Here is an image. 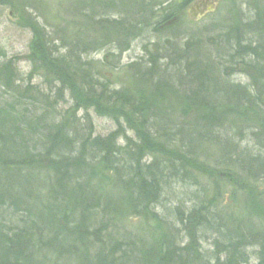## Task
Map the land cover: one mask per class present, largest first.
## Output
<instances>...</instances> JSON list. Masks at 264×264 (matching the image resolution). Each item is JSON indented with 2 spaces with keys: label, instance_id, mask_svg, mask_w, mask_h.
<instances>
[{
  "label": "trees",
  "instance_id": "trees-1",
  "mask_svg": "<svg viewBox=\"0 0 264 264\" xmlns=\"http://www.w3.org/2000/svg\"><path fill=\"white\" fill-rule=\"evenodd\" d=\"M193 1L81 0L51 31L20 10L44 88L21 85L0 47V264H264L253 218L264 207L220 208L228 182L246 184L232 198L264 183V7L179 40L177 24L163 26ZM154 33L129 87L99 78L91 53L122 55ZM91 111L115 131L97 135ZM131 219L147 237L131 235Z\"/></svg>",
  "mask_w": 264,
  "mask_h": 264
},
{
  "label": "rangeland",
  "instance_id": "rangeland-1",
  "mask_svg": "<svg viewBox=\"0 0 264 264\" xmlns=\"http://www.w3.org/2000/svg\"><path fill=\"white\" fill-rule=\"evenodd\" d=\"M14 1V0H13ZM81 0H18V4L1 5L0 6V47L5 50L8 57H14L18 60V70L20 71V77L22 78L21 85L25 86L31 82V84L38 85L44 88L42 72L40 70H34L27 57L30 51V43L32 41V33L29 28L24 26L23 14L20 10H25L29 17L37 19L41 25L46 27L48 31H51L49 27L52 23H70L72 17L74 18L71 7L74 3ZM264 7V0H223L216 9L200 18V14L195 12L186 11L182 17H178L176 23L178 29L179 40H182L184 36L190 33H196L209 28H216V30L224 31L229 25L242 24L248 22L254 16V9ZM196 17L198 18L197 20ZM219 31V32H220ZM170 34V33H169ZM173 34V33H172ZM157 36L151 35L150 39L136 40L129 51L122 55H119L111 48L103 49L100 52L91 53L88 59L92 62L94 67L99 70V78L104 81L105 77L109 81L113 88H120L122 86L129 87L131 84V75L127 67L131 64L139 63L142 58L146 59L144 45H147L148 40L155 42ZM249 39V38H248ZM148 47V46H147ZM30 79V81L28 80ZM235 83L247 84L249 78L245 75H235L231 78ZM8 95L5 91L0 89V99L5 100ZM68 94H66V101L59 107L61 112L66 111L72 106ZM95 125L96 134L100 136H106L115 131L116 125L111 119L97 116L93 111L90 112ZM128 136L133 137L132 132H128ZM250 142V140H249ZM120 143H123L120 141ZM246 145V143H244ZM251 151L255 154L257 152L253 142L247 144ZM212 148L209 151L204 152L203 158L209 166L212 164ZM207 154L208 156H206ZM209 169V168H208ZM204 184H209L208 178H202ZM233 183L228 182L230 186L225 189L224 197L221 200L220 208L227 211L237 212L241 208L243 211H249L250 205L257 204L260 207H264V183L259 182L255 185H247L245 191H236V198H232V191L238 184L245 185L239 179L232 180ZM167 206H174V203L167 201ZM249 206V207H247ZM163 212V211H162ZM259 216V217H258ZM263 215H256L253 212V218L257 221H264L261 218ZM126 229L130 231L132 236H138L139 238L147 237L145 230L142 228V222L140 219H131L126 224ZM210 239L203 242L205 249L210 247ZM250 264H255V259L251 260Z\"/></svg>",
  "mask_w": 264,
  "mask_h": 264
},
{
  "label": "flooded vegetation",
  "instance_id": "flooded-vegetation-1",
  "mask_svg": "<svg viewBox=\"0 0 264 264\" xmlns=\"http://www.w3.org/2000/svg\"><path fill=\"white\" fill-rule=\"evenodd\" d=\"M223 0H194L188 7L187 11L200 14V18L204 17L208 13L213 12L217 5ZM198 18L196 17L195 20Z\"/></svg>",
  "mask_w": 264,
  "mask_h": 264
},
{
  "label": "water",
  "instance_id": "water-1",
  "mask_svg": "<svg viewBox=\"0 0 264 264\" xmlns=\"http://www.w3.org/2000/svg\"><path fill=\"white\" fill-rule=\"evenodd\" d=\"M177 20H178V17H175V19H172V20L169 21L168 23L164 24L163 27L165 28V27H168V26H172V25H174V24H176V23L178 22ZM163 27H162V28H163Z\"/></svg>",
  "mask_w": 264,
  "mask_h": 264
}]
</instances>
